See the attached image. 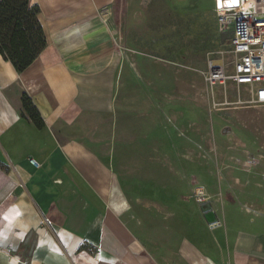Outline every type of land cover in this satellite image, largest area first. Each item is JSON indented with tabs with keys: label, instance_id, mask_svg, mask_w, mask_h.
<instances>
[{
	"label": "crops",
	"instance_id": "crops-1",
	"mask_svg": "<svg viewBox=\"0 0 264 264\" xmlns=\"http://www.w3.org/2000/svg\"><path fill=\"white\" fill-rule=\"evenodd\" d=\"M29 1L46 47L22 72L0 53V264H264L263 187L241 202L221 189L171 249L140 236L93 143L115 107L103 77L118 43L101 10L112 0Z\"/></svg>",
	"mask_w": 264,
	"mask_h": 264
},
{
	"label": "rangeland",
	"instance_id": "rangeland-1",
	"mask_svg": "<svg viewBox=\"0 0 264 264\" xmlns=\"http://www.w3.org/2000/svg\"><path fill=\"white\" fill-rule=\"evenodd\" d=\"M101 10L118 43L103 77L116 93L93 143L118 175L112 198L125 206L115 207L130 209L124 216L140 236L171 249L204 217L202 191L206 202L221 189L239 202L260 196L264 105L249 101L246 85L206 81L210 61L228 73L234 64L216 0H112ZM251 156L260 160L248 167Z\"/></svg>",
	"mask_w": 264,
	"mask_h": 264
},
{
	"label": "built area",
	"instance_id": "built-area-1",
	"mask_svg": "<svg viewBox=\"0 0 264 264\" xmlns=\"http://www.w3.org/2000/svg\"><path fill=\"white\" fill-rule=\"evenodd\" d=\"M216 14L222 31L232 28L230 51L234 64L232 73H228L225 64L210 61L205 75L207 83L214 87L231 80L237 85H246L250 91L249 101L264 105V0H240L235 7H219L216 0ZM259 160L251 156L246 163L251 167ZM31 162L38 164L34 159ZM198 201L207 206L203 191Z\"/></svg>",
	"mask_w": 264,
	"mask_h": 264
},
{
	"label": "trees",
	"instance_id": "trees-1",
	"mask_svg": "<svg viewBox=\"0 0 264 264\" xmlns=\"http://www.w3.org/2000/svg\"><path fill=\"white\" fill-rule=\"evenodd\" d=\"M38 12L39 6H30L29 0H0V53L19 72L31 65L47 45ZM22 101L28 115L41 124L32 99L24 93Z\"/></svg>",
	"mask_w": 264,
	"mask_h": 264
},
{
	"label": "snow or ice",
	"instance_id": "snow-or-ice-1",
	"mask_svg": "<svg viewBox=\"0 0 264 264\" xmlns=\"http://www.w3.org/2000/svg\"><path fill=\"white\" fill-rule=\"evenodd\" d=\"M219 7H235L238 6L240 3V0H217Z\"/></svg>",
	"mask_w": 264,
	"mask_h": 264
},
{
	"label": "bare ground",
	"instance_id": "bare-ground-1",
	"mask_svg": "<svg viewBox=\"0 0 264 264\" xmlns=\"http://www.w3.org/2000/svg\"><path fill=\"white\" fill-rule=\"evenodd\" d=\"M247 6V5H246ZM114 191H115V189H114Z\"/></svg>",
	"mask_w": 264,
	"mask_h": 264
}]
</instances>
